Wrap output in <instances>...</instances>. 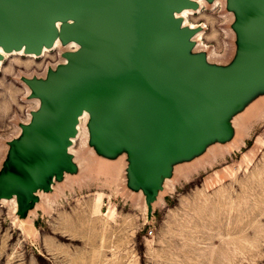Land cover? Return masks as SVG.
Masks as SVG:
<instances>
[{"label": "rangeland", "instance_id": "374dc122", "mask_svg": "<svg viewBox=\"0 0 264 264\" xmlns=\"http://www.w3.org/2000/svg\"><path fill=\"white\" fill-rule=\"evenodd\" d=\"M202 1L200 12L193 10L176 32L186 55L164 56L208 83L211 108L225 84L227 96L215 105L220 120L205 112L189 130L166 128L165 152L156 149L151 157L144 153L131 97L111 116L102 114V102L90 103L69 156V143L55 156L34 141L49 118L50 88L74 56L92 48L69 46L71 25L62 29L58 47L40 57H2L0 264H75L77 255L90 262L98 245L66 237L61 232L67 229H139L141 257L152 238L149 229L187 245L182 250L188 252L198 251L193 243L206 248L218 242L226 229L245 240L262 229L264 253V53L257 46L264 45V32L259 42L262 25L253 26L248 0L243 15L240 0ZM256 258L243 255L237 262L264 264V255Z\"/></svg>", "mask_w": 264, "mask_h": 264}, {"label": "water", "instance_id": "95a60500", "mask_svg": "<svg viewBox=\"0 0 264 264\" xmlns=\"http://www.w3.org/2000/svg\"><path fill=\"white\" fill-rule=\"evenodd\" d=\"M180 0H0V42H18L30 36V44L37 47L43 35L50 39V21L56 13L62 15L90 13V23L70 28L88 38H97L94 46L82 57H73L72 65L59 81L50 88L49 118L35 142L42 143L52 152V143L63 139L55 156L67 144L64 137L73 130L75 117L85 102L100 92L102 114L111 116L119 105L118 96L131 97L134 119L140 127L142 146L147 157L156 149L162 152L168 137L166 128L189 130L197 117L209 113L217 121L216 103L225 97L226 86L221 87L218 101L208 104L209 85L201 76L184 69L180 64L153 52L157 44L153 32L168 43H178L179 35L166 26L155 9ZM248 10L255 12V23H261L264 32V0H248ZM78 28V29H77ZM254 30V28H253ZM252 30V31H253ZM253 37L258 36L257 32ZM91 40V39H87ZM253 40V42H254ZM259 46L261 54L264 45ZM162 58V59H161ZM128 84L127 94L124 85ZM227 96V95H226ZM208 107H210L208 109Z\"/></svg>", "mask_w": 264, "mask_h": 264}, {"label": "crops", "instance_id": "0c3cea01", "mask_svg": "<svg viewBox=\"0 0 264 264\" xmlns=\"http://www.w3.org/2000/svg\"><path fill=\"white\" fill-rule=\"evenodd\" d=\"M88 230L84 234L77 229L61 232L78 242L98 245L97 250L90 252V262L81 261L80 255H77L75 264H239L237 258L243 255L257 257V260L264 255L259 241L262 229H254L255 237L247 234L248 241L237 238L236 229H226L227 235L223 234L218 242L213 241L206 248L201 243L191 244V248L197 249V252L182 250L188 249L187 245L163 240L159 235L156 236L155 229H149L152 238L146 244L143 257L135 248L139 229Z\"/></svg>", "mask_w": 264, "mask_h": 264}, {"label": "bare ground", "instance_id": "6f19581e", "mask_svg": "<svg viewBox=\"0 0 264 264\" xmlns=\"http://www.w3.org/2000/svg\"><path fill=\"white\" fill-rule=\"evenodd\" d=\"M194 1L198 3V5L195 9L190 6V4L193 3ZM230 1L231 0H229V3H230ZM240 3H241V7H242L240 12L243 15L244 0H240ZM202 6H203L202 0H180L179 4H171V5H166V6H162V7H157L155 9V11L160 16H162L163 19H165L167 27L172 28L174 26V24L177 23V25L175 27H173L172 30L170 31V35H172L173 33H176L177 31H179L184 25H186L187 16L194 13L193 10H196L195 12H200V8ZM90 17H91L90 13L87 12L86 10H84L80 13H73V14H66V15L56 13L55 16L50 21L51 29H52V35H51L50 39L46 38L45 35H43L41 37L37 47L31 46L30 36H28L26 39L22 40L21 42H18L16 40L15 36L10 37V43L9 44H4V43L0 42V70H1V59L4 55L5 56H9V55L19 56V55H21V56H25V57H29V58L40 57L43 54H45V52L55 48L56 46L58 47V45H59L58 40L59 39L62 40V36H63L62 35L63 30L62 29L66 25H71L74 28L80 24L79 23L80 21H83L84 24L87 26L90 23ZM242 23H243V21L240 24H242ZM73 24L75 26H73ZM188 26L193 27L194 25L189 24ZM200 33H202V32H200ZM153 37H154V40L157 44V50L155 52H153L152 55H154L155 53H159L160 55L170 54L171 56H173L175 58H179L183 54L186 55V53H185L186 51L178 48L176 43H170L169 44L165 38L158 35L156 32H153ZM87 39H91V40H87ZM92 39H94L95 42L98 41L97 38H88L87 36L80 34L77 30V32L73 33L70 36L69 46L75 47L76 48L75 50L80 49V48H87L88 45L93 47L94 41ZM124 90H125V93H127V94L131 93L132 94L128 84L124 85ZM104 92L105 91L98 93L91 100V102L92 103H99L102 99V95ZM121 101H123V97L120 95V96H118L116 102L121 103ZM88 106H89V102H85L83 104L81 112L79 114H77V116L75 117V123L73 125V128H74L73 130H75V135H66L64 137L65 143H69L66 146V154L68 156L70 155L68 153L69 146H70L71 142L74 141L73 139L77 136V130L79 128V120H81L85 116V114L87 113ZM217 118H218V120H220L219 117H217ZM38 136H39V134L37 135V138H38ZM62 140L63 139H61V140L56 139L55 141H53L52 152L54 154H56L58 152L60 145H61L60 143L62 142ZM162 152H165V148H162ZM232 175H233V172L230 171V176H232ZM262 182H263V179H262ZM188 201L190 202V200H188ZM100 202H101L100 196H98L94 199L93 205H94L95 212L99 210ZM187 204H188V202H187ZM187 204H185L186 207H190V206H187ZM181 206H182V203H181ZM183 207L184 206H182L181 208H183ZM105 214L109 218L112 217L114 215V209L113 208L109 209ZM68 222H70V221H68ZM68 222H66V223L69 225L70 223H68Z\"/></svg>", "mask_w": 264, "mask_h": 264}]
</instances>
